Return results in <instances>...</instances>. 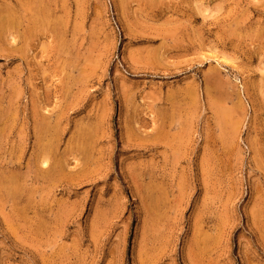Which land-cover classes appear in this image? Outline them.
Instances as JSON below:
<instances>
[{"label":"rangeland","instance_id":"374dc122","mask_svg":"<svg viewBox=\"0 0 264 264\" xmlns=\"http://www.w3.org/2000/svg\"><path fill=\"white\" fill-rule=\"evenodd\" d=\"M0 264H264V0H0Z\"/></svg>","mask_w":264,"mask_h":264}]
</instances>
